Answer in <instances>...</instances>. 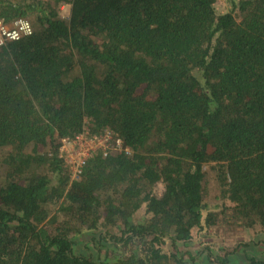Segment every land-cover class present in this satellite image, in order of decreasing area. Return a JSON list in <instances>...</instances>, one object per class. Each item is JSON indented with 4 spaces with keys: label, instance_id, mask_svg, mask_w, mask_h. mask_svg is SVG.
<instances>
[{
    "label": "trees",
    "instance_id": "1",
    "mask_svg": "<svg viewBox=\"0 0 264 264\" xmlns=\"http://www.w3.org/2000/svg\"><path fill=\"white\" fill-rule=\"evenodd\" d=\"M226 1L0 0L33 26L0 46V264H192L178 245L212 228L264 233V0ZM86 123L130 154L72 180L58 149ZM97 231L123 250L76 254Z\"/></svg>",
    "mask_w": 264,
    "mask_h": 264
},
{
    "label": "rangeland",
    "instance_id": "2",
    "mask_svg": "<svg viewBox=\"0 0 264 264\" xmlns=\"http://www.w3.org/2000/svg\"><path fill=\"white\" fill-rule=\"evenodd\" d=\"M231 9L230 4L226 0H217L215 3V10L217 13H225ZM69 13V6L63 5L61 7V15L66 18ZM30 148L28 149V151ZM7 151L6 148L0 149V156ZM208 180H207V197L206 202L213 204L212 196L218 190V185L214 177V170L210 167H206ZM1 172L3 168L1 166ZM0 179V184L3 182ZM143 211L139 212L134 217V222H139L143 220ZM252 229L235 228V230L224 229V228H212L209 232L210 235H205L204 237H199L200 242L191 247H183L178 245L177 253L182 256L184 260L192 264H203L205 258H203V251L211 253L213 256L224 255L225 253H232L243 244V241L248 237L246 232H250ZM255 232V230H252ZM118 233V230L114 231ZM207 233V232H206ZM100 233L97 231L95 233H86L82 235H73L72 240L74 241V252L76 254H84L89 257L96 258H113L118 255L123 248L119 244H108L106 241H99ZM200 236V235H197ZM196 237V236H194ZM195 240V239H194ZM196 243V241H195ZM168 244V241H167ZM169 247L170 243H169ZM202 250V251H201ZM186 252H190L195 256V259H191ZM196 259L197 262H195ZM207 260V259H206Z\"/></svg>",
    "mask_w": 264,
    "mask_h": 264
},
{
    "label": "built area",
    "instance_id": "3",
    "mask_svg": "<svg viewBox=\"0 0 264 264\" xmlns=\"http://www.w3.org/2000/svg\"><path fill=\"white\" fill-rule=\"evenodd\" d=\"M32 32L33 26L27 18H16L10 23L0 18V46L20 40ZM58 151L59 157L71 172L72 180L79 178L83 165L94 155L104 157L115 153L130 154V148L112 130L93 133L87 123L75 137L61 139Z\"/></svg>",
    "mask_w": 264,
    "mask_h": 264
},
{
    "label": "crops",
    "instance_id": "4",
    "mask_svg": "<svg viewBox=\"0 0 264 264\" xmlns=\"http://www.w3.org/2000/svg\"><path fill=\"white\" fill-rule=\"evenodd\" d=\"M245 234L248 237L243 241V244L228 257L229 264H248V258L250 257L264 261V233H256L250 230V232H246ZM203 258H205L203 264H207L205 251H203ZM197 260L199 259H196L195 262Z\"/></svg>",
    "mask_w": 264,
    "mask_h": 264
},
{
    "label": "water",
    "instance_id": "5",
    "mask_svg": "<svg viewBox=\"0 0 264 264\" xmlns=\"http://www.w3.org/2000/svg\"><path fill=\"white\" fill-rule=\"evenodd\" d=\"M169 243H170V240L168 241V244H167V247L169 248Z\"/></svg>",
    "mask_w": 264,
    "mask_h": 264
}]
</instances>
